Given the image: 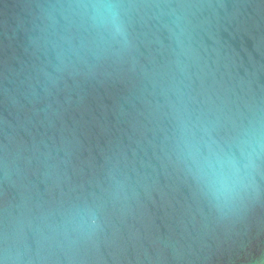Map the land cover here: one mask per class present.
<instances>
[{
  "label": "water",
  "instance_id": "95a60500",
  "mask_svg": "<svg viewBox=\"0 0 264 264\" xmlns=\"http://www.w3.org/2000/svg\"><path fill=\"white\" fill-rule=\"evenodd\" d=\"M0 264H264V0H0Z\"/></svg>",
  "mask_w": 264,
  "mask_h": 264
}]
</instances>
